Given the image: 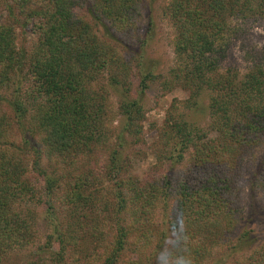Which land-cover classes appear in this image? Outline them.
<instances>
[{
	"label": "trees",
	"instance_id": "1",
	"mask_svg": "<svg viewBox=\"0 0 264 264\" xmlns=\"http://www.w3.org/2000/svg\"><path fill=\"white\" fill-rule=\"evenodd\" d=\"M92 2L94 7L90 5L89 11H94L95 19L100 22L107 19L113 26L122 27L125 35L131 31L129 26L137 23L140 0ZM87 4V0H0V12L6 9L8 13L0 22V108L1 103L6 100L1 92L7 91L13 95V101L8 103L12 112L11 120L14 122L17 119L18 125H22L30 105L39 101L35 112L37 117L32 118L33 122L40 129L51 132L48 143L61 158L85 157L93 151L88 146L104 137L103 124L107 114L105 100L92 95L86 87L87 80L88 83L94 81L98 78V72L106 71L110 74L111 83L127 92L131 90L134 79L139 77L138 86L142 93L148 88L149 81L157 79L152 73H145L140 60H137L133 70L129 60L95 35L90 23L81 14ZM163 12L165 20L173 28L175 62L166 80H161L162 89L179 85L191 90V98L206 89L214 92L215 96L211 97L209 106L208 135L217 133V137L212 139L215 142L220 141L221 137L234 139L242 135L243 148L240 151L243 153L248 143L257 140L256 135H264V56L257 57V61L251 63L242 77L234 69H227L222 73L220 64L227 53L231 38L237 33L235 26L240 21L248 22L253 19L264 22V0H171L163 8ZM29 20L34 21L31 38L21 46L19 37H23V34L18 29L24 30L29 25ZM119 108L125 120L124 131L131 137L137 136L144 118L140 101L137 98L127 99ZM183 123V128L178 123H169L168 130L163 134L165 139L171 133L174 135L177 129L178 134L182 132V148L188 145L197 147V141L206 140L205 135L192 132L189 124ZM23 132L22 147L16 146L11 140L9 144L0 146V264L15 249H33L35 260L29 264H43L39 262L43 246L35 241L29 216L16 209L13 198L23 196L29 199L28 195L31 194L32 201L37 198L39 204L47 205L46 212L52 211V215L56 212L53 197H56L58 190L63 193L60 200L66 219L63 222L58 219L59 224H56L54 230L55 237L50 238L54 244H58L56 251L50 253L51 262L76 264L73 254L86 240L95 247L100 245V233L96 228L91 234L86 230L81 232L84 220L78 215L82 194L92 200L86 193L93 189L95 178L81 175L73 177L69 174L63 179L52 177L47 174L48 170L44 168L46 165L38 161L27 167L22 156L26 155L24 153L32 145L28 138L29 131ZM231 143H224L223 152H210L208 158H196V165L200 166L199 169L196 168V172L198 177H204L199 181L204 184V188L216 178L215 172L219 164L215 162V157L218 154L227 156L228 150L233 147ZM27 153L33 156L40 154L36 147ZM110 155L108 171L121 172L124 165L120 152L116 149ZM30 167L33 172L39 170L42 174L39 198L29 178ZM258 176L261 183H264V166ZM218 179L213 185L216 189H221ZM149 185L154 188L153 183H147L146 179H132L126 185L117 180L112 194L113 211L117 208L116 213L124 210L127 213H137L138 216L132 224L120 222L112 226L114 241L103 264H119L121 252H130L132 248H145L148 234L156 232L158 225L149 218ZM210 194L214 195L212 192ZM88 200L86 201L91 204ZM221 203L225 205L222 200ZM222 208L227 210L226 205ZM226 212L219 213L212 209L206 214L204 209H194L182 230L180 226H175L180 233V241L177 240L176 244L179 245L173 247L178 248L174 250L172 245L169 246L173 249H168L164 256L162 250L158 253L155 250V254L146 255L145 260L150 259L152 263L159 264L158 259L162 256V263L168 257L171 264H193L191 254L194 246L199 241L205 243L206 240L204 233L200 239L188 235L192 231L199 232L201 228L194 224L196 221L191 220L192 215H209V222L204 218L207 222L205 231L215 235L214 232L221 228V220ZM197 223L203 225L202 222ZM92 224L86 226L94 227L95 224ZM90 236L93 238L90 239ZM150 238L155 241V236ZM50 243L53 248L54 244ZM139 258L140 261L131 258L125 264H141L142 254Z\"/></svg>",
	"mask_w": 264,
	"mask_h": 264
},
{
	"label": "rangeland",
	"instance_id": "2",
	"mask_svg": "<svg viewBox=\"0 0 264 264\" xmlns=\"http://www.w3.org/2000/svg\"><path fill=\"white\" fill-rule=\"evenodd\" d=\"M170 1L140 0L137 23L129 26L131 31L125 35L122 27L113 26V23L107 19L102 22L96 20L93 16L94 11L92 13L89 11L90 5L94 7V4L92 0H87V7L81 14L90 23L95 35L109 43L112 49L114 47L127 61L129 60L133 70L137 60H140L145 73H152L157 79L149 81L148 88L142 93L138 86L139 77L134 79L131 90L127 92L113 85L110 74L106 71L98 72L96 80L89 83L88 80L86 81V87L92 95L104 98L107 114L103 124L104 137L101 141L88 146L93 151L85 157L61 158L54 153L47 140L51 132L40 129L32 119L40 104L39 101L32 103L33 106L30 105L22 125H18L17 119L12 122V112L8 103L13 101V95L11 96L7 91L1 92L6 100L1 103L0 108V146L9 144L11 140L16 146L22 147L23 130H28L31 148L36 147V151L40 154L33 156L27 153L31 148L27 149L24 153L26 155L22 156L27 167L32 162L38 161L46 165L44 168L52 177L63 179L69 174L73 177L81 175L95 178L93 189L86 193L92 200H88L82 194L78 215L84 220V228L81 232L86 230L91 234L96 228L100 233L98 235L100 245L95 247L86 240L73 254L76 264H103L114 241L112 226L115 223L132 224L136 221L137 213L131 212L133 213L131 214L124 210L116 213L117 208L113 211L112 201L113 188L116 187L117 180L126 185L132 179H146L147 183H153V189L151 185L148 186L151 192L148 198L151 208L149 218L158 227L155 233L148 234L145 248L140 250L132 248L130 252L129 250L121 252L119 264H125L131 258L139 260L141 254L143 258L141 264H154L150 259L145 260L146 255L155 254V250L157 253L162 250L164 256L168 249L178 248V246L173 247L179 245L176 244L177 240L180 241V233L175 226H180L182 230L189 216L191 217L190 212L192 214L194 209L199 211L204 209L206 214L212 209H216L219 213L227 212L224 217L222 216L221 230L214 232L215 235L205 231V224L210 220L209 215H192L191 220L196 221L194 224L201 228L199 232L192 231L188 235L200 239L204 233L206 240L205 243L199 241L194 246L191 254L193 264H264V183H261L258 176L264 166V135L261 137L260 134L256 135L257 140L248 143L243 153L240 151L243 148H241L242 135L234 139L221 137L220 141L215 142L212 139L218 134L208 135L209 106L211 97L215 96V93L206 89L191 98V90L179 85L162 89L161 80H166L175 62L173 28L171 23L165 20L163 12V8ZM0 8L2 9L1 5ZM7 15L6 9L1 10L0 22ZM33 23V20H29V25L24 30L18 29L24 37V39L19 37L21 46L31 38ZM235 27L237 33L229 42L227 53L220 64V71L224 73L227 69H234L242 77L249 70L251 63L257 61V57L264 56V22L251 19L248 22L240 21ZM136 98L142 105L144 118L140 124L141 131H138L137 136L131 137L124 131L125 120L119 105L124 100ZM172 122L178 123L182 128L185 127L183 122L189 124L192 132L205 135L206 140L197 141V147L188 145L182 148L180 146L182 132L178 134L176 129L174 135L171 133L169 138L165 139L163 136L168 130V124ZM223 142L225 144L232 142L233 147L228 150L227 156L218 154L215 157L217 158L215 162L219 164L215 172L216 178L211 180L212 184L207 183L204 188V184L199 183L204 177H198L196 172V168L200 167L196 165L198 162L196 158H208L210 152L212 154L223 152L222 146H225ZM115 148L120 152L124 165V169L122 168L119 173L108 171L110 154L116 150ZM31 169L30 167L29 178L39 198L42 174L39 170L33 172ZM217 178H219L218 183L222 185L221 189H216L213 185L217 182ZM62 195V191L58 190L56 197H53L56 212L52 215V211L46 212L47 205L39 204L37 198L32 201L31 194L28 195L29 199L23 196L13 198L16 209L21 214L29 216L35 241L43 246L39 258V262L43 264H53L50 253L56 251L58 244H54L50 238L54 236L56 224H59L58 219L61 222L66 219L60 200ZM221 200L227 210L222 208L225 205ZM142 217L145 218L144 215ZM204 218L208 219L207 222ZM197 222H202L203 225ZM92 223L95 224L94 227L86 226ZM150 236H155V241ZM92 238L90 236V239ZM211 239L213 240L209 241ZM49 241L54 244L53 248ZM171 245L173 248H169ZM34 254L33 249L24 251L15 249L6 255L1 264H29L35 260ZM162 256L158 259L159 264L172 263L168 257L164 258L162 263ZM145 261L147 262L144 263Z\"/></svg>",
	"mask_w": 264,
	"mask_h": 264
}]
</instances>
